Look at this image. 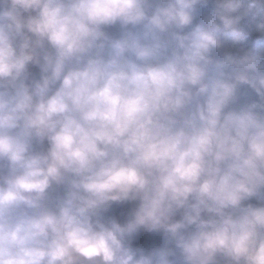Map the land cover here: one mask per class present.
I'll return each instance as SVG.
<instances>
[{"label": "clouds", "instance_id": "1", "mask_svg": "<svg viewBox=\"0 0 264 264\" xmlns=\"http://www.w3.org/2000/svg\"><path fill=\"white\" fill-rule=\"evenodd\" d=\"M0 264H264V0H0Z\"/></svg>", "mask_w": 264, "mask_h": 264}]
</instances>
